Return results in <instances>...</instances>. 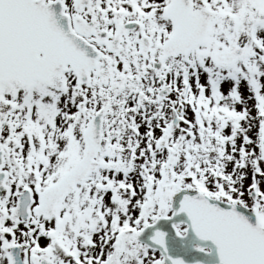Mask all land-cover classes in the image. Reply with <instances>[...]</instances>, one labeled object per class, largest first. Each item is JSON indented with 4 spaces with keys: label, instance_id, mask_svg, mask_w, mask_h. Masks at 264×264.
<instances>
[{
    "label": "snow or ice",
    "instance_id": "6c2138e0",
    "mask_svg": "<svg viewBox=\"0 0 264 264\" xmlns=\"http://www.w3.org/2000/svg\"><path fill=\"white\" fill-rule=\"evenodd\" d=\"M0 264H264V0H0Z\"/></svg>",
    "mask_w": 264,
    "mask_h": 264
}]
</instances>
